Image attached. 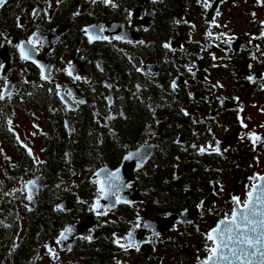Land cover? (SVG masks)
I'll return each instance as SVG.
<instances>
[{
	"label": "flooded vegetation",
	"instance_id": "1",
	"mask_svg": "<svg viewBox=\"0 0 264 264\" xmlns=\"http://www.w3.org/2000/svg\"><path fill=\"white\" fill-rule=\"evenodd\" d=\"M0 96V264H264V0H6Z\"/></svg>",
	"mask_w": 264,
	"mask_h": 264
},
{
	"label": "snow or ice",
	"instance_id": "2",
	"mask_svg": "<svg viewBox=\"0 0 264 264\" xmlns=\"http://www.w3.org/2000/svg\"><path fill=\"white\" fill-rule=\"evenodd\" d=\"M6 2V0H0V6H3V4ZM110 2V0H109ZM207 6V4L205 5ZM100 31H103V29H101ZM210 35V33H209ZM99 38V37H98ZM92 39V36H89V40ZM29 44H32L33 41H29ZM165 47H167V45H165ZM22 58L27 59L28 56L24 55L23 50H22ZM71 67V65L69 66ZM190 70V69H189ZM43 71V69H42ZM43 78V76H42ZM69 95H71V93H69ZM0 99H3V96H0ZM82 102V101H81ZM255 140H259V137H254ZM201 152L204 151L203 148L200 149ZM112 176H115L116 174H111ZM261 179H264V177H262ZM103 191V189H102ZM252 194L249 193V196H251ZM236 202L239 203V200L237 198ZM257 203H261L264 202V190H262L261 195H258L256 197ZM249 203H251V201H249L248 203L245 204V209H247L246 212L242 213V220L244 222V226H245V230L250 231L251 233L256 234L255 238L252 235H241L239 237H233L231 235L233 229L231 227L225 229L224 234L218 236V239L220 240V243L217 245V248H213L211 249V253L212 256L209 257V259H212L213 257H216L217 259H228V255L225 254L224 251H218V249H224L227 250V253H231L232 255H237V253L239 252V255H254L256 250H259V246L264 243V231H260L258 230V226H264V218L260 219V220H256L255 217L257 216H262V214L257 210L256 207L253 208H249ZM96 206H99V201H97ZM236 218H237V213L235 212V210L233 211L232 214V219L230 221H228L229 225H236ZM223 223V221L221 222ZM249 226H251L249 228ZM237 227H239V225H237ZM214 231H219L214 230ZM90 239V237H89ZM209 240L213 239V235L209 234L208 236ZM231 244H235V245H243L245 247H240L239 250L236 247H231ZM123 247V245H122ZM249 249L253 250V251H249Z\"/></svg>",
	"mask_w": 264,
	"mask_h": 264
}]
</instances>
